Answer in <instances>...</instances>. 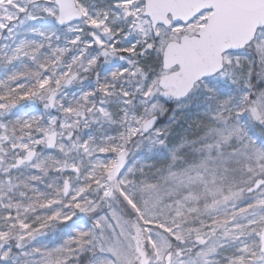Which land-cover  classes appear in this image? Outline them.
I'll return each instance as SVG.
<instances>
[{"label": "snow or ice", "instance_id": "6c2138e0", "mask_svg": "<svg viewBox=\"0 0 264 264\" xmlns=\"http://www.w3.org/2000/svg\"><path fill=\"white\" fill-rule=\"evenodd\" d=\"M0 264H264V0H0Z\"/></svg>", "mask_w": 264, "mask_h": 264}]
</instances>
